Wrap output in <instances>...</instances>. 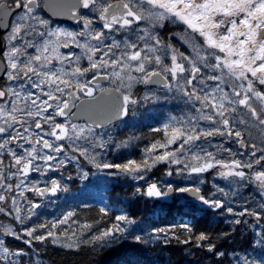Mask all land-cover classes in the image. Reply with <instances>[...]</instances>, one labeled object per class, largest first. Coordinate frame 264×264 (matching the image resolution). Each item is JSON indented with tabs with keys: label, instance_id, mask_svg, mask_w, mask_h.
Returning a JSON list of instances; mask_svg holds the SVG:
<instances>
[{
	"label": "snow or ice",
	"instance_id": "1",
	"mask_svg": "<svg viewBox=\"0 0 264 264\" xmlns=\"http://www.w3.org/2000/svg\"><path fill=\"white\" fill-rule=\"evenodd\" d=\"M89 177L180 219L67 204ZM173 241L183 264H264V0H0V264H156Z\"/></svg>",
	"mask_w": 264,
	"mask_h": 264
},
{
	"label": "trees",
	"instance_id": "2",
	"mask_svg": "<svg viewBox=\"0 0 264 264\" xmlns=\"http://www.w3.org/2000/svg\"><path fill=\"white\" fill-rule=\"evenodd\" d=\"M142 92L143 90L140 89ZM155 126V125H153ZM140 131L147 133L148 129L143 128ZM162 169H157L152 173V176L159 177ZM210 179V177H209ZM80 180L75 179L74 181L69 183L70 191L68 193L61 194L66 197V202L69 205H76L81 202L93 204V193L101 191L102 187L104 190V186L102 184H98L94 182V178L89 177L88 181H85L86 188L80 189ZM132 187L129 184L124 183H115L110 188V191L106 194L115 197L117 194L121 199H128L129 205L128 210L137 217H148L149 219L154 220L158 226L164 227L168 226L170 223H175L180 219L179 214L176 211V206L173 205V201L171 199L163 200V201H155L153 199L144 197V198H132L131 192ZM183 203V201H181ZM49 212H52V215H55V211L51 208L48 209ZM56 211H59L57 209ZM96 209H92L91 213L82 212L81 215H89L95 214ZM198 224L197 227L206 224L208 217L202 216L201 214H197ZM49 219L51 216L48 217ZM216 227L222 228L223 230H228V225L225 224L224 220L217 217L216 218ZM237 242H242V237L237 236ZM131 242L124 241L123 248L120 251L128 250V246ZM152 248V245L148 246ZM164 248L161 251H146L144 256L151 261L156 262V264H168L169 258L176 261L177 264H183L184 257L180 255L182 251V246L177 245L175 241H173L168 246H160ZM239 250V249H235ZM120 251H112L105 250L102 253H92V252H81L80 254H72L67 253L59 249H49L48 256L45 257L47 260H51L52 264H115L116 260L119 258ZM208 259L207 256L203 257V260L206 261Z\"/></svg>",
	"mask_w": 264,
	"mask_h": 264
},
{
	"label": "rangeland",
	"instance_id": "3",
	"mask_svg": "<svg viewBox=\"0 0 264 264\" xmlns=\"http://www.w3.org/2000/svg\"><path fill=\"white\" fill-rule=\"evenodd\" d=\"M63 25H64V24H63ZM64 26H65V25H64ZM66 27H67V26H66ZM79 185H80V189H85V188H86L85 181H84V182H81V181H80ZM100 188H101V191H98V192H94V193H93V202H95V199H96V198H99V197H101V196L106 195L105 190H104L102 187H100Z\"/></svg>",
	"mask_w": 264,
	"mask_h": 264
},
{
	"label": "water",
	"instance_id": "4",
	"mask_svg": "<svg viewBox=\"0 0 264 264\" xmlns=\"http://www.w3.org/2000/svg\"><path fill=\"white\" fill-rule=\"evenodd\" d=\"M59 19H60V22L62 23L75 24L74 21L68 20L66 18H59Z\"/></svg>",
	"mask_w": 264,
	"mask_h": 264
}]
</instances>
